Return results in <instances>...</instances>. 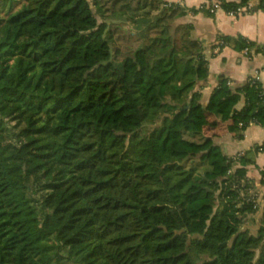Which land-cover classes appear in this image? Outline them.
Here are the masks:
<instances>
[{
  "label": "trees",
  "instance_id": "16d2710c",
  "mask_svg": "<svg viewBox=\"0 0 264 264\" xmlns=\"http://www.w3.org/2000/svg\"><path fill=\"white\" fill-rule=\"evenodd\" d=\"M200 12L214 16L166 0H0V264H264L248 176L264 139L234 156L215 140L264 126V84L219 75L203 101L209 61L178 22ZM111 66L120 78L95 88Z\"/></svg>",
  "mask_w": 264,
  "mask_h": 264
},
{
  "label": "crops",
  "instance_id": "0c3cea01",
  "mask_svg": "<svg viewBox=\"0 0 264 264\" xmlns=\"http://www.w3.org/2000/svg\"><path fill=\"white\" fill-rule=\"evenodd\" d=\"M166 1L180 2L189 6L198 7L203 3L214 0ZM226 1L236 3L239 0ZM258 4V0H250L248 5L250 6V10L242 12L235 17L220 7L214 12L213 17L205 16L200 12L197 14L188 13L178 18V22L180 23L194 24L191 36L199 40L204 46V53L209 61V76L207 79L199 82L203 86L202 93L204 102L208 101L210 92L218 84L219 75L230 78L232 86L243 85L250 78H256L264 84V58L262 55L257 54L252 57H247L235 51L229 45H225L220 50L214 47L217 42L216 35L218 31L230 35L242 34L251 40L264 43V3L261 6H258ZM244 8L246 7L244 6ZM243 105L244 100L242 99L237 104V107L240 109ZM263 139L264 126L254 123L244 127L243 138L233 137L229 133L215 138L216 142L223 143L225 151L229 156H234L246 148L260 143ZM248 176L254 183L262 203L264 201V184L262 183L264 179V153L259 154L257 166H248ZM257 213H261V209Z\"/></svg>",
  "mask_w": 264,
  "mask_h": 264
},
{
  "label": "rangeland",
  "instance_id": "374dc122",
  "mask_svg": "<svg viewBox=\"0 0 264 264\" xmlns=\"http://www.w3.org/2000/svg\"><path fill=\"white\" fill-rule=\"evenodd\" d=\"M250 7V6H249ZM138 62H131V64L128 67V70L123 76L125 79H129L132 75H134L138 71ZM120 78V74L117 72V70L114 68V66H111L105 73H103L100 77L99 84L97 83L95 88L100 89V86H103L106 83L114 82L115 80ZM98 85V86H97ZM102 89V88H101ZM97 92V90H95ZM254 216V217H253ZM244 226H248L252 232H256L259 221L257 220L256 214L254 215H248V217L244 218Z\"/></svg>",
  "mask_w": 264,
  "mask_h": 264
},
{
  "label": "built area",
  "instance_id": "2783aa9c",
  "mask_svg": "<svg viewBox=\"0 0 264 264\" xmlns=\"http://www.w3.org/2000/svg\"><path fill=\"white\" fill-rule=\"evenodd\" d=\"M208 7H210L211 9V12H215L218 8L221 7L220 5V1L219 0H214V1H209V2H206L205 3ZM245 8L244 7H240V8H237L236 10H230V11H227L230 15L232 16H237L239 15L240 13H242V11L244 10ZM217 50L220 49V45L217 44L216 47H215ZM246 56L248 54V49L246 48L245 49V53H244ZM264 58V56H263Z\"/></svg>",
  "mask_w": 264,
  "mask_h": 264
}]
</instances>
